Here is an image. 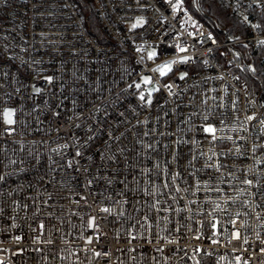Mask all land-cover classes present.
<instances>
[{
    "label": "built area",
    "instance_id": "1",
    "mask_svg": "<svg viewBox=\"0 0 264 264\" xmlns=\"http://www.w3.org/2000/svg\"><path fill=\"white\" fill-rule=\"evenodd\" d=\"M91 2L0 0V264H264V0Z\"/></svg>",
    "mask_w": 264,
    "mask_h": 264
},
{
    "label": "trees",
    "instance_id": "2",
    "mask_svg": "<svg viewBox=\"0 0 264 264\" xmlns=\"http://www.w3.org/2000/svg\"><path fill=\"white\" fill-rule=\"evenodd\" d=\"M81 7L83 16L85 17L87 25L90 27L98 26L99 22L95 17L94 7L91 0H75ZM187 5L195 12L201 19H205L207 22H213L219 24L229 34H236L234 31L235 23L239 24L237 17L229 12V9L225 3V0H186ZM201 12V13H200ZM202 14V15H200ZM261 71V62H257L256 68L252 72ZM247 80L252 85H261V74H247Z\"/></svg>",
    "mask_w": 264,
    "mask_h": 264
},
{
    "label": "snow or ice",
    "instance_id": "3",
    "mask_svg": "<svg viewBox=\"0 0 264 264\" xmlns=\"http://www.w3.org/2000/svg\"><path fill=\"white\" fill-rule=\"evenodd\" d=\"M152 55H155V53H153ZM164 69H167L169 71L171 70V68H170L169 65H165L163 69H156V71H160V74L161 75H164L165 74ZM48 79L51 80V77H49ZM181 79H183V75L181 76ZM144 82L145 83H150V80L146 78ZM139 86L140 85H138V84L136 85V87H139ZM168 87L170 88L171 86H168ZM36 91H39V89H36ZM140 99L141 100L144 99V95L143 94H141ZM148 102L151 103V100H149ZM5 117H6V123L7 124L11 125V124L14 123L13 119L11 118L12 117V113L10 111L5 113ZM249 119H252V117H249ZM204 131L207 132V133H214L215 132V129L212 128L211 126H209V127L204 128ZM246 183L251 184V181H246ZM103 211H106L107 212L109 210L108 209H103ZM89 223H90V226H92L93 223H94V220L93 221H90ZM238 236H239V234L237 233V237ZM97 255H99V253H97Z\"/></svg>",
    "mask_w": 264,
    "mask_h": 264
}]
</instances>
